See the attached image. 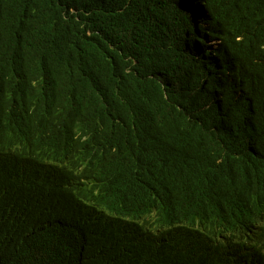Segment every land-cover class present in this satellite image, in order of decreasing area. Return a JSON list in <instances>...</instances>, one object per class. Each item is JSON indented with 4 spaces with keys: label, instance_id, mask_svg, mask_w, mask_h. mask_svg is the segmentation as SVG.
I'll use <instances>...</instances> for the list:
<instances>
[{
    "label": "trees",
    "instance_id": "16d2710c",
    "mask_svg": "<svg viewBox=\"0 0 264 264\" xmlns=\"http://www.w3.org/2000/svg\"><path fill=\"white\" fill-rule=\"evenodd\" d=\"M0 264H264V0H0Z\"/></svg>",
    "mask_w": 264,
    "mask_h": 264
},
{
    "label": "rangeland",
    "instance_id": "374dc122",
    "mask_svg": "<svg viewBox=\"0 0 264 264\" xmlns=\"http://www.w3.org/2000/svg\"><path fill=\"white\" fill-rule=\"evenodd\" d=\"M107 212H109V213H111L112 211H108V210H106ZM112 213H115V212H112ZM142 215V214H141ZM126 218H132L131 216H126ZM169 225V223H167V222H164V223H161L160 225H158L159 227H161V228H164V227H166V226H168ZM157 226V227H158Z\"/></svg>",
    "mask_w": 264,
    "mask_h": 264
}]
</instances>
